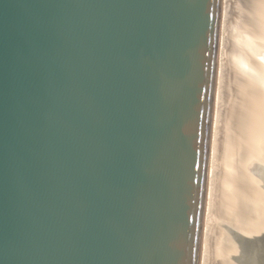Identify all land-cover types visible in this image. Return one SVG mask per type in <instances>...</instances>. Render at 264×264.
<instances>
[{
  "label": "water",
  "instance_id": "water-1",
  "mask_svg": "<svg viewBox=\"0 0 264 264\" xmlns=\"http://www.w3.org/2000/svg\"><path fill=\"white\" fill-rule=\"evenodd\" d=\"M224 0H0V264H202Z\"/></svg>",
  "mask_w": 264,
  "mask_h": 264
},
{
  "label": "rangeland",
  "instance_id": "rangeland-1",
  "mask_svg": "<svg viewBox=\"0 0 264 264\" xmlns=\"http://www.w3.org/2000/svg\"><path fill=\"white\" fill-rule=\"evenodd\" d=\"M224 6L202 264H264V0Z\"/></svg>",
  "mask_w": 264,
  "mask_h": 264
},
{
  "label": "bare ground",
  "instance_id": "bare-ground-1",
  "mask_svg": "<svg viewBox=\"0 0 264 264\" xmlns=\"http://www.w3.org/2000/svg\"><path fill=\"white\" fill-rule=\"evenodd\" d=\"M228 9L227 8H225V6H224V12H223V20L224 19H226L228 16ZM223 71H224V68H223V66H221V72H220V77H219V82H218V89H217V101L219 100V97H220V92H221V88H222V80H221V76L223 75L222 73H223ZM219 103V102H218ZM217 109H218V107H217ZM221 110V109H220ZM216 113H215V122H214V137H213V154L215 153V146H216V133H218L217 132V130H219L218 129V127H219V121L218 120H220L219 118H218V111L216 110L215 111ZM218 137V136H217ZM232 144V143H231ZM213 160V159H212ZM214 164V163H213ZM214 171V170H213ZM232 171V170H231ZM212 175H213V173H212ZM211 186V185H210ZM259 199V198H258ZM208 214V213H207ZM208 222H206V226H205V230H206V233H207V228H209V226H208V224H207ZM205 233V238H206V234ZM205 248V247H204ZM204 257H205V251L203 252V259H204Z\"/></svg>",
  "mask_w": 264,
  "mask_h": 264
}]
</instances>
